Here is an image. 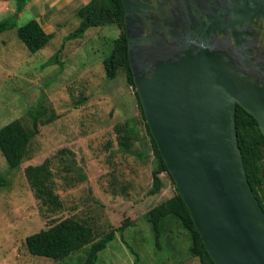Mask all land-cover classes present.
Returning a JSON list of instances; mask_svg holds the SVG:
<instances>
[{"label":"rangeland","instance_id":"obj_1","mask_svg":"<svg viewBox=\"0 0 264 264\" xmlns=\"http://www.w3.org/2000/svg\"><path fill=\"white\" fill-rule=\"evenodd\" d=\"M10 12L0 6V19ZM31 18L25 11L0 33V127L18 119L31 130L34 108L46 107L54 116L38 125L20 167L0 187V264H82L86 248L60 261L26 251L27 235L66 217L83 222L96 238L127 219L129 225L98 252L95 264H200L188 254V232L175 218L163 220L158 244L145 219L147 210L175 194V188L163 172L162 188L149 194L156 160L136 96L123 68L106 77L102 60L121 28L102 24L67 38L79 21L71 18L43 48L31 52L16 35V27ZM129 120L139 131L133 152L118 147L115 132L117 124ZM44 162L60 203L56 210L41 204L24 174L28 165ZM7 170L0 153V173Z\"/></svg>","mask_w":264,"mask_h":264},{"label":"water","instance_id":"obj_2","mask_svg":"<svg viewBox=\"0 0 264 264\" xmlns=\"http://www.w3.org/2000/svg\"><path fill=\"white\" fill-rule=\"evenodd\" d=\"M135 91L215 264H264V210L238 145L264 137V0H121Z\"/></svg>","mask_w":264,"mask_h":264},{"label":"trees","instance_id":"obj_3","mask_svg":"<svg viewBox=\"0 0 264 264\" xmlns=\"http://www.w3.org/2000/svg\"><path fill=\"white\" fill-rule=\"evenodd\" d=\"M27 1L15 0L14 12L9 17L0 19V33L15 26L17 14L23 9ZM123 15L124 9L121 0H87L76 9L79 23L66 37H81L87 28L108 23H115L121 28L120 34L113 40L110 52L102 60L106 77L114 78L118 68H123L127 82L132 87L136 96L142 124L156 160L155 167L151 172L152 185L149 189V194H156L162 188L160 174L163 172L169 176L175 188V194L147 210L145 219L150 224L156 243L158 244L162 234L163 220L170 216L175 218L188 232L190 239L188 254L192 257H197L200 264H215L203 244L200 233L194 225L186 204L175 187V183L145 121L129 65ZM16 35L31 52H36L43 48L53 36L52 33H47L34 18L17 26ZM52 60L53 58L51 57L47 63H51ZM49 111L46 107L30 110L32 118L31 130L26 129L18 119L12 120L0 127V153L8 169L6 172L0 173V187L8 185V174L20 167L27 146L32 136L38 130V125L52 120L54 115L48 114ZM44 116L46 118L43 120L42 117ZM235 119L238 145L246 177L253 193L264 210V137L258 128L256 119L238 104L236 105ZM136 125L135 120H129L115 126L118 147L121 150L133 152L130 149L132 140L139 132ZM24 174L30 188L34 191V195L41 201L42 205H46L51 210L60 208L58 197L53 193L51 188V171L45 162L40 165H28L24 169ZM128 225L127 219H124L119 226L110 229L101 237L96 238L93 230L83 222L75 217H66L50 224L46 228L27 235L24 239V245L26 251L31 255L44 256L57 261L63 260L76 251L86 248V255L82 264H95L98 252L103 250L107 243L115 238L116 232L123 231Z\"/></svg>","mask_w":264,"mask_h":264},{"label":"crops","instance_id":"obj_4","mask_svg":"<svg viewBox=\"0 0 264 264\" xmlns=\"http://www.w3.org/2000/svg\"><path fill=\"white\" fill-rule=\"evenodd\" d=\"M87 0H28L23 9L17 14L21 16L23 12L31 13L47 33H56V28L60 31L65 28L69 19L76 18V9ZM6 6L11 14L14 12L15 0H0V6ZM79 21H77L78 25ZM66 35V34H64ZM53 37V36H52Z\"/></svg>","mask_w":264,"mask_h":264}]
</instances>
